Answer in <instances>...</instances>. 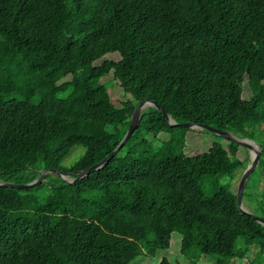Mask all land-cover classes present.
<instances>
[{
  "label": "trees",
  "instance_id": "1",
  "mask_svg": "<svg viewBox=\"0 0 264 264\" xmlns=\"http://www.w3.org/2000/svg\"><path fill=\"white\" fill-rule=\"evenodd\" d=\"M108 76L130 96L127 114ZM145 98L176 122L254 141L264 125V0H0V182L72 174L0 187V264H132L169 248L173 232L182 252L212 264L250 247L262 264L264 225L241 213L230 187L248 154L236 160L239 145L219 135L228 145L186 154L189 128L153 106L107 163L68 181L115 148ZM75 144L84 153L60 166ZM222 177L206 196L202 181Z\"/></svg>",
  "mask_w": 264,
  "mask_h": 264
},
{
  "label": "rangeland",
  "instance_id": "2",
  "mask_svg": "<svg viewBox=\"0 0 264 264\" xmlns=\"http://www.w3.org/2000/svg\"><path fill=\"white\" fill-rule=\"evenodd\" d=\"M112 55L115 56V59L118 58L117 53H112ZM108 77H103V82L107 85L110 93V98L112 103L121 108V112L124 114H127L122 109V102H124L127 98L130 96L126 94L123 89L119 86V84L116 81H111L112 79ZM111 79V80H106ZM248 91L245 90L244 95H247ZM254 134V141L253 144L259 149V142L264 140V125L259 128H255L253 130ZM220 142L223 145H228L229 141L223 138H220L219 136L204 131L202 129L197 128H189L185 133V147L183 148V151L188 154H196L205 152L208 150V148L211 146L213 142ZM258 142V143H257ZM84 153V147L82 145H72L69 148L68 153L61 159L60 166L63 167H70L79 159V157ZM248 154L249 159L247 161V164L250 162V151L246 149L245 147H242V145L238 146L236 160L243 159ZM243 169H240L236 176L231 180L230 187L236 192L237 185L239 178L242 174ZM68 179H71L72 177H67ZM217 182L216 186L224 184L226 182V177L220 178V180L216 181L213 178H206L202 181V189L204 191V194L206 196H210L212 192L214 191L215 187H212L211 182ZM264 186V180H263V169L259 170V168H254V171L249 175L248 184H247V190L251 193L249 196H245L242 200L243 206L245 209H247L249 212L254 214L255 216L264 219V197L261 194V189ZM239 243L242 242L241 239L238 240ZM247 255L243 259H237V260H231L228 263L225 264H251L252 259L255 261V250L254 248L250 247ZM144 254H141L137 256L133 261L132 264H157L161 258L165 257L171 262H178L179 264H187L188 261H191L192 259L197 260V264H212L215 262V259H213L209 255L200 254L197 251H192L191 253H184L180 250V234L177 232H173L171 234L170 244L169 248L164 250H159L154 256H143ZM249 259H248V257ZM260 263L264 264V255L262 258L258 259ZM253 264H258L256 261Z\"/></svg>",
  "mask_w": 264,
  "mask_h": 264
},
{
  "label": "water",
  "instance_id": "3",
  "mask_svg": "<svg viewBox=\"0 0 264 264\" xmlns=\"http://www.w3.org/2000/svg\"><path fill=\"white\" fill-rule=\"evenodd\" d=\"M148 106H153L156 109H158L159 111H161V113L166 117L167 123L169 126L188 127V128H197V129L207 130V131H209L215 135H219V136H222L224 138H227V139L233 141L234 143H236L238 145H242L243 147H245L246 149H248L250 151V162L247 164V166L242 171V174H241L239 181H238V185H237V189H236V204H237L238 209L241 211V213L246 214L248 217H250V218H252V219H254V220H256L259 223L264 225V219H261V218L255 216L254 214H252L251 212H249L247 209H245V207L243 206V203H242V193H243V189H244L246 180H247L248 176L251 174V172L254 170V168L257 166L258 161H259L260 152H261L260 149H258L253 144V140L250 138H238L227 130L216 128V127H213L211 125L204 124V123H195V122H183V123L181 122V123H179V122H176L175 120H173L171 118V116H169L167 114V112L158 103H156L154 100H151L149 98L142 99L135 106V108L131 114V118H130L128 127H127L122 139L115 146V148L110 153H108L103 159H101L100 161H98L97 163H95L94 165H92L91 167H89L85 170H80L78 175L74 176V179L68 180V181L74 182L75 180L82 178L84 175H86L90 171L97 169V168L101 167L102 165H104L105 163H107L120 150V148L127 142L129 137L131 136L132 132L135 130V128L138 125V121H139V117H140L142 109L145 107H148ZM51 172L56 173L62 179H67L68 176L72 175L71 173L61 172V171L55 170V169H44L40 172L38 177H36L35 179H33L30 182L21 183V184H16V183H11V182H0V187H17V188L33 187V186L41 183L43 181V179L45 178V175L47 173H51Z\"/></svg>",
  "mask_w": 264,
  "mask_h": 264
}]
</instances>
